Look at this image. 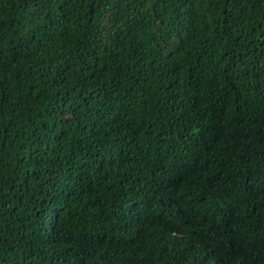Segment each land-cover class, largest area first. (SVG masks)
<instances>
[{
  "label": "trees",
  "instance_id": "trees-1",
  "mask_svg": "<svg viewBox=\"0 0 264 264\" xmlns=\"http://www.w3.org/2000/svg\"><path fill=\"white\" fill-rule=\"evenodd\" d=\"M0 264H264V0H0Z\"/></svg>",
  "mask_w": 264,
  "mask_h": 264
},
{
  "label": "bare ground",
  "instance_id": "bare-ground-1",
  "mask_svg": "<svg viewBox=\"0 0 264 264\" xmlns=\"http://www.w3.org/2000/svg\"><path fill=\"white\" fill-rule=\"evenodd\" d=\"M105 214V213H104ZM99 215V214H98ZM97 217V216H96ZM105 217V216H104ZM263 227V226H262ZM154 258V257H153Z\"/></svg>",
  "mask_w": 264,
  "mask_h": 264
}]
</instances>
